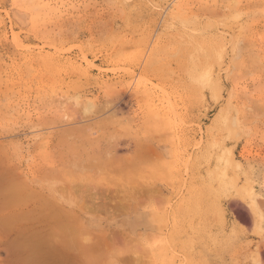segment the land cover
Listing matches in <instances>:
<instances>
[{
  "label": "rangeland",
  "instance_id": "rangeland-1",
  "mask_svg": "<svg viewBox=\"0 0 264 264\" xmlns=\"http://www.w3.org/2000/svg\"><path fill=\"white\" fill-rule=\"evenodd\" d=\"M32 262L264 264V0H0V264Z\"/></svg>",
  "mask_w": 264,
  "mask_h": 264
},
{
  "label": "bare ground",
  "instance_id": "bare-ground-1",
  "mask_svg": "<svg viewBox=\"0 0 264 264\" xmlns=\"http://www.w3.org/2000/svg\"><path fill=\"white\" fill-rule=\"evenodd\" d=\"M94 107H95V106H94ZM95 108H96V107H95ZM90 111H91V110H90ZM104 119H105V118H104ZM105 120H106V119H105ZM113 121H114V120H113ZM105 122H106V121H105ZM111 122H112V121H111ZM114 122H115V121H114ZM96 124H97V123H96ZM98 124H99V123H98ZM98 124H97V125H98ZM107 125H108V124H106V123L102 124L103 127H105V126L107 127ZM88 126H90V124H89ZM102 126H101V127H102ZM112 126H113V125H112ZM118 126H119V125H118ZM92 127H93V126H92ZM88 128H89V127H88ZM107 128H108V127H107ZM109 128H110V127H109ZM109 128H108V129H109ZM113 128H114V127H113ZM85 130H86V129H85ZM85 130H84V132H85ZM94 130H95V129H94ZM115 130H117V129H115ZM104 131H105V130H104ZM124 131H125V130H124ZM106 132H107V131H106ZM99 136H100V135H99ZM72 137H73V136H72ZM86 137H87V136H86ZM129 137H130V136H129ZM69 149H70V148H69ZM73 150H74V149H73ZM139 152H140V151H139ZM70 154H71V153H70ZM86 155H87V154H86ZM84 156H85V155H84ZM87 156H88V155H87ZM109 156H110V155H109ZM106 157H107V156H105V161H104L103 159L100 160V158H98V157H96L97 159L95 158V159H96V163H98L99 166L101 167L100 169H102V170H99V169H98L99 172H100V174H99V175H100V178H99V177L97 178V176H99V175L96 174L97 171H98V170H96V168L94 169V170H96V173H94V175H96V177H95L96 179H94L93 177H91V176L89 175L90 173H89V174L87 173V176H88L87 178H89V177L93 178L92 180H91L90 178H89V179L92 181V184H94V183H95V184H98L99 188H100V185H99V184H101V182H102L103 184L110 182L111 184L108 183V186L113 185V184H112V181L109 180V177H110V176H112V175H116V176L119 177L118 173L115 172L116 170L114 171L115 167L113 166L114 168H113V167H112V168H113V172L116 173V174H114V173L112 172V169H111V165H110V164H113L112 161H113L114 159H112V158H114V157H112V156L107 157V158H106ZM133 157H134V159L132 160V162L130 163V165H129L128 167H127L126 164H125V167H126V168H129V169H126V170H124V172H122V174H124V176H125V178H123V180L125 179V181H126L127 177L130 175L129 172H130V171L132 172V169H134V171H137V169H139V168H142V167L148 168V166H149V162H148V160L144 161L143 156H142V159H143L142 163L139 162V160H138L139 153H138V152H136L135 155H134ZM108 158H109V159H110V158L112 159L111 163H110V161L108 160ZM87 159H88V158H87ZM95 159H94V160H95ZM121 160H122V159H121ZM123 160H124V159H123ZM91 161H92V160H91ZM97 161H98V162H97ZM99 161H100V162H99ZM102 161H104V162H102ZM126 161H127V160H126ZM67 162H68V161H67ZM81 162L84 164V163H85V159H84V162H83V161H81ZM117 162H119V161H117ZM77 163H78V162H77ZM127 163H129V162L127 161ZM70 164H71V162H70ZM79 165H80V164H79ZM94 165H97V164H93V166H94ZM119 165H120V164H119ZM143 165H144V166H143ZM80 166H81V165H80ZM90 166H91V164H90ZM120 166H121V165H120ZM71 167H72V166H71ZM61 168H62V167H61ZM61 168H60V169H61ZM66 168H67V167H66ZM74 168H75V167H74ZM76 168H77V167H76ZM80 168H82V167H80ZM80 168H79V169H80ZM84 168H85V165H84ZM86 168H88V166H87ZM97 168H99V167L97 166ZM103 168L106 169L107 171H108V169H110V170H109V172H110V176H109V177H108V173H109V172L106 173L107 175H105V170H104ZM116 168H117V167H116ZM71 169H72V168H71ZM68 170H69V169H68ZM81 170H83V168H82ZM81 170H80V171H81ZM84 170H85V169H84ZM129 170H130V171H129ZM139 170H140V169H139ZM80 171L78 172V171L76 170V171L73 172V170H72V172H73L74 174L71 173V175L73 174V175L75 176V172L81 173ZM101 171H102V172H101ZM128 171H129V172H128ZM140 171H141V170H140ZM143 171H144V170H143ZM3 172H4V171H3ZM17 172H18V171H17ZM67 172H68V171H67ZM99 172H98V173H99ZM117 172H119V171H117ZM126 172H127V173H126ZM69 173H70V172H68V174L66 173V174H67L66 178L68 177ZM101 173H102L103 175H105L104 177H106V178H103V176H101V175H102ZM141 173H143V172H141ZM141 173L139 172L138 175L140 176ZM13 174H14V173H13ZM111 174H112V175H111ZM119 174L122 176L121 173H119ZM134 174H136V176H138L137 173L134 172ZM134 174H133V172L131 173V175H134ZM144 174H146V173H144ZM11 175H12V173H11ZM11 175H10V176H11ZM71 175H69V177H68L69 179H71V178H70ZM85 175H86V174H85ZM126 175H127V176H126ZM131 175H130V177H132ZM141 175H143V174H141ZM12 176H13V175H12ZM14 176H16V175H14ZM74 176H72V178H73ZM116 176H115V177H116ZM121 176H120V178H121ZM124 176H122V177H124ZM146 176H147V175H146ZM78 177H79V176H78ZM84 177H85V176H84ZM101 177H102V178H101ZM133 177H134V176H133ZM133 177H132V178H133ZM82 178H83V177H82ZM9 179H12V178L9 177ZM59 179H60V178H59ZM74 179H75V177H74ZM76 179H77V178H76ZM85 179H86V178H85ZM112 179H113V177H112ZM136 179H138V178L136 177ZM246 179H247V178H246ZM13 180H14V179H13ZM13 180H12V181H13ZM62 180H63V179H62ZM113 180H114V179H113ZM121 180H122V178H121ZM123 180H122V181H123ZM78 181H79V180H77V182H78ZM114 181H115V180H114ZM125 181H124V182H125ZM131 181H132V180H131ZM131 181H129V182L126 181V182L132 184ZM67 182H68V181H67ZM67 182H65V183H67ZM82 182H83V181H82ZM116 182L119 183L117 180H116ZM126 182H125V183H126ZM10 183H11V182H10ZM11 184H12V183H11ZM90 184H91V182H90ZM95 184H94V186H95ZM119 184H120V183H119ZM130 184H128V185H130ZM15 185H17V182L14 183V187H13V185L10 186V187H13L12 189L14 190V188L16 187ZM18 185H20V186L18 187ZM18 185H17V190H16L17 192H16V191L14 192V193H16V194L13 193L15 196H14L13 194H12V196H10L11 194H9L10 198H9V197H6V200L8 199V201H5V202L7 203L6 206L8 207V205H9V207H10V208H6V209H8V210L11 209V207H13V206H10V205H16L15 200L18 201V202H21V201H24L25 198L29 197L30 195H33V193L27 191L28 189H27L24 185H23L24 187L21 186L22 184H19V183H18ZM67 185H68V186H67L68 188H69V187L71 188V184H70L69 182H68ZM88 185H89V184H88ZM105 185H107V184H105ZM120 185H121V184H120ZM122 185H123V184H122ZM122 185H121V186H122ZM249 185H250V187H251L250 182H249ZM86 186H87V185H86ZM86 186H85V187H86ZM90 186H91V185H90ZM102 186H103V185H101V187H102ZM108 186H106V188H105L106 190H108V188H112V187H108ZM131 186H132V185H131ZM136 186H137V185H136ZM252 186H253V185H252ZM73 187H74V186H73ZM83 187H84V186H83ZM104 187H105V186H104ZM115 187H116V186H115ZM119 187H120V186H119ZM122 187H123V186H122ZM87 188H89V187H87ZM92 188H93V186H92ZM96 188H98V187H96ZM123 188H125V186H124ZM15 189H16V188H15ZM18 189H19V190H18ZM26 189H27V190H26ZM73 189H74V188H73ZM102 189H104V188H102ZM102 189L100 188L101 191H102ZM105 189H104V190H105ZM125 189H126V188H125ZM247 189H248V186H247ZM13 190H11V191L9 190V191L12 192ZM20 190H21V191H20ZM74 190H76V189H74ZM78 190H80V189H78ZM88 190H89V189H88ZM98 190H99V189H98ZM18 191H19V192H18ZM94 191H95V190H94ZM129 191H130V190H129ZM148 191H149V190H146V193H147V194H148ZM88 192H89V191L86 192V195L88 196V198H90V196H91L92 193H94V192L89 193V194H88ZM96 192H97V191H96ZM107 192H108V191H107ZM114 192H115V191H114ZM73 193H75V191H74ZM98 193H99V191H98ZM98 193H97V194H98ZM104 193H105V191H104ZM7 194H8V193H7ZM95 194H96V193H95ZM101 194H103V192H101ZM101 194H100V195H101ZM108 194H109V193H108ZM4 195H5V194H4ZM17 195H18V198H16ZM67 195H68V194H67ZM79 195H80V196H79ZM93 195H94V194H93ZM93 195H92V197H95V195H94V196H93ZM103 195H104V194H103ZM7 196H8V195H7ZM65 196H66V195H65ZM87 196H86V197H87ZM98 196H99V195H98ZM247 196H248V195H247ZM247 196H244V195H243L242 197L245 198V197H247ZM251 196H252V195H251ZM30 197H31V196H30ZM66 197H67V196H66ZM77 197H78L77 200H78L79 197H80V199H79L80 202H78V205H79V206H82V204H83L84 202H83V201L81 202V198H83L84 195H83L82 193H79V194L77 195ZM86 197H84V199H86ZM92 197H91V199H93ZM95 198H96V197H95ZM95 198H94V199H95ZM105 198H106V197H105ZM114 198H115V196H114ZM98 199H99V197H98ZM100 199H101V196H100ZM248 199H249V198H248ZM19 200H20V201H19ZM79 200H78V201H79ZM82 200H83V199H82ZM87 200H88V199H87ZM118 200H119V199H118ZM120 200H121V199H120ZM84 201H85V200H84ZM95 201H96V200H95ZM5 202H3V205L6 204ZM18 202H17V203H18ZM85 202H86V201H85ZM88 202H89V201H88ZM97 202H98V201H97ZM104 202H105V201H104ZM117 202L120 203V204H118V203H116V202L114 201V203H115L114 205H117V207H119V208H117V209H119V210H121V211H124V212H125V211H128V210L130 209V207H128L129 204H127L126 201H117ZM122 202H124V204H123ZM140 202H142V201L140 200ZM158 202H159L158 204L160 205V202H161V201L158 200ZM80 203H81V204H80ZM89 203H90V202H89ZM89 203H87V204H89ZM125 203H126V204H125ZM138 203H139V202H138ZM39 204H40V203H39ZM87 204L85 203V204H83V205H84V206H85V205L87 206ZM97 204H99V203H97ZM233 204H234V203H233ZM40 205H41V204H40ZM43 205H44V204H43ZM90 205H92V204H90ZM118 205H119V206H118ZM134 205L136 206V205H138V204L135 202ZM6 206H5V207H6ZM157 206H158V205H157ZM87 207H89V206H87ZM101 207H102V206H100L99 208H101ZM234 207H235V206H234ZM238 207H239V206H238ZM83 208H84V207H83ZM89 208H90V207H89ZM89 208H88V209H89ZM99 208H98V212H99ZM102 208H104V207H102ZM240 208H241V207H240ZM6 209H4V211H7ZM44 209H45V208H43V210H44ZM49 209H50V212H49V210H48L49 215H50V214L52 215L54 212L52 211V213H51V209H52V208H49ZM79 209H80V208H79ZM90 209H91V208H90ZM94 209H95V207H94ZM96 209H97V208H96ZM117 209H116V211L114 210L116 214H117V212L119 211V210H117ZM55 210H56V209H55ZM55 210H54V211H55ZM84 210L87 211V208L84 209ZM41 211H42V209H41ZM56 211H57V210H56ZM59 211H60V210H58V212H59ZM90 211H91V210H90ZM100 211H101V210H100ZM1 212H2V211H1ZM12 212H13V211H12ZM45 212L48 213L47 210H46ZM45 212H44V213H45ZM60 212H61V211H60ZM103 212H104V211H103ZM103 212H102V213H103ZM108 212H109V211H108ZM124 212H122V213H124ZM26 213H27V212H26ZM46 213H45V214H46ZM55 213H56V212H55ZM55 213H54V214H55ZM93 213H95V212H93ZM104 213H105V212H104ZM17 214H18V213H17ZM17 214H15L16 217H17V216H21L20 214H19V215H17ZM21 214H24V213H21ZM34 214H36V212H35ZM34 214H33V215H34ZM58 214H59V213H57V215H56V214L54 215L55 217H57V219H59V218L61 219V217L65 216V214H63V213H62L63 215H61V213H60L59 216H58ZM100 214H101V213H100ZM105 214L107 215V213H105ZM237 214H238V213H237ZM15 215H13V216L15 217ZM28 215H29V216H30V215L33 216L31 213H29ZM28 215H27V217H28ZM42 215H44V214H42ZM42 215H40V217H41ZM46 215H47V214H46ZM49 215H48V216H49ZM51 215H50L49 217H51ZM60 215H61V217H60ZM238 215H239V214H238ZM23 216H24V215H23ZM107 216H108V215H107ZM239 216H240V215H239ZM24 217H26V216H24ZM52 217H53V216H52ZM55 217H54V218H55ZM58 217H59V218H58ZM108 217H109V216H108ZM9 218H10V217H9ZM11 218H12V217H11ZM22 218H23V217H22ZM36 218H37V217H36ZM36 218H35V219H36ZM68 218H69V220H68ZM26 219H29V217L26 218ZM32 219H34V218L31 217V220H32ZM35 219H34V220H35ZM60 219H59V220H60ZM65 219L68 220V221H70V217H66V216H65ZM244 219H245V218H244ZM8 220H9V219H8ZM31 220L29 219V221H28V220H27V221L25 220V221H26L27 223H28V222L32 223ZM55 220H56V218H55ZM61 220H62V219H61ZM6 221H7V219H6ZM10 221H11V220H10ZM56 221H58V220H56ZM26 222H25V223H26ZM60 222H61V221H60ZM66 222H67V221H66ZM71 222H72V220H71ZM8 223H10V222H8ZM11 223H13V220L11 221ZM11 223H10V224H11ZM34 223H35V222H34ZM65 224H67V225H66V226H62V225H61L62 227L60 226V228H59L60 231H59V229L56 230L57 233L61 232V230H65L64 232H66L67 229H68L71 233L69 234V231H67L68 233H66V234H68V237H65L66 234L63 233V231H62V233H63L65 236L62 234L64 237H63L62 235H60V237H61V239H62L65 243H64L63 241H60V240H59V241H60L61 243H63V245L67 244V245H65V246H66V247L69 246V248H68L69 250H70V248H71L70 246H72V248H73V246H74V249H75V247L77 246L78 249H76V250H79V251L81 250V251L83 252V250H85L84 248H83V250L81 249L82 246L85 247V244L82 242V241H83V237L86 238L85 235H89V236H87L88 239H89L90 234H88L87 232H86L87 234H86L85 232H84V233H85V234H84V233H82L83 231H81L80 229H77V230L74 229V227L71 226V225L69 224V222H68V223H65ZM74 224H75V222H74ZM4 225H5V224H4ZM38 225H39V224H37V226H38ZM63 225H64V224H63ZM6 226L8 227L9 225H6ZM37 226H36V227H37ZM34 227H35V226H34ZM67 227H68V228H67ZM5 228H6V227H5ZM65 228H66V229H65ZM10 229H11V228H10ZM29 229H31V228H29ZM29 229H28V230H29ZM32 229H33V228H32ZM49 229H50V228H49ZM56 229H57V228H56ZM24 230H26V229H24ZM54 230H55V229H54ZM54 230H53V232H54ZM8 231H9V230H8ZM10 231H11V230H10ZM38 231H39V230H37V232H38ZM40 231H41V230H40ZM42 231H43V230H42ZM35 232H36V231L30 233L31 237H33L32 235H34ZM78 232H79V233H78ZM111 232H112V231H111ZM24 233H25V232H24ZM54 233H55V232H54ZM35 234H36V233H35ZM48 234H50V233H48ZM82 234H83V235H82ZM115 234H116V233H115ZM28 235H29V234H28ZM28 235H26V238L28 237ZM81 235H82V236H81ZM91 235H92V234H91ZM18 236H19V235H18ZM18 236H17V238H18ZM34 236H35V235H34ZM42 236H43V234H42L40 237H42ZM49 236H50V235H49ZM107 236H108V235H107ZM107 236H106V237H107ZM111 236H112V235H111ZM24 237H25V236H24ZM24 237H23V238H24ZM36 237L39 238V236H36ZM51 237H52V236H51ZM57 237H59V236H57ZM57 237H56V238H57ZM77 237L81 238V241H80L79 238H78V241H80L81 243H79L78 241H76V240H77ZM94 237H95V236H94ZM104 237H105V236H104ZM37 238H34V239L37 240V241H39ZM47 238H48V235H47ZM64 238H65V239H64ZM91 238H92V237H91ZM97 238L100 239V237H96V239H97ZM27 239H30V237L27 238ZM39 239H40V238H39ZM43 239L45 240L46 237L43 238ZM43 239H42V241H43L42 243L46 242V241H44ZM50 239H52V238H50ZM94 239H95V238H94ZM96 239H95V240H92V239H91V241H89L90 243L88 242V243L86 244V248L88 249V244H91V242H92V244L89 245V246H92L93 249L91 250V247H89V248H90V249L88 250L89 252L87 251V252H88V253H87V252H86L87 249H86V250H85V253H87V254H90V253H91L90 255L93 256V253L97 251V254H99L98 256L100 257L101 254L104 252V251H103V250H104L103 245H104L105 249H108L107 244H108L109 242L104 241L105 238H102V239H101L102 242L100 241V243H99V242H98L99 240L97 239V240H98V241H97ZM103 239H104V240H103ZM21 240H22V238H21ZM54 240H55V239H54ZM54 240H53V242H54ZM106 240H109V239L106 238ZM28 241H29V240H27V242H28ZM84 241H85V240H84ZM87 241H88V240H87ZM93 241H96V242H98L99 244L96 243V242H93ZM117 241H118V239H117ZM154 241H155V240H154ZM20 242L22 243V241H20ZM27 242H26V243H27ZM29 242H31V241H29ZM47 242H48V241H47ZM50 242H51V241H50ZM53 242H52V243H53ZM106 242H107V244H104V243H106ZM115 242H116V241H115ZM21 243H20V244H21ZM33 243H34V242H32V244H33ZM57 243L59 244V242H57ZM76 243H79V244H82V243H83L84 245L82 244V246H80V245H78V244L76 245ZM101 243H102V244H101ZM121 243H122V242H121ZM22 244H24V243H22ZM34 244H35L36 246H37V245H39V246L42 245V244H39V243H34ZM45 244H46V243H45ZM45 244H44V245H45ZM54 244H56V243H54ZM93 244H94V246H96L95 244H97V245H98V248H101V245H102V248H101V249H102V253H99L100 249H97V246H96V247H95V248L97 249V250H96V249L93 247ZM59 245H60V244H59ZM61 245H62V244H61ZM99 245H100V246H99ZM21 246H22V245H21ZM23 246H26V245H23ZM28 246H29V245H28ZM31 246H33V245H31ZM47 246H48V245H47ZM47 246H46V247H47ZM79 246H80V247H79ZM29 247H30V246H29ZM44 247H45V246H44ZM49 247H50V245H49ZM59 247H60V246H59ZM66 247H65V248H66ZM20 248H21V247H20ZM40 248H41V247H39V249H40ZM42 248H43V246H42ZM60 248H61V247H60ZM50 249H52V248H50ZM50 249H49V250H50ZM63 249H64V248H63ZM94 249H95L96 251H94ZM64 250H65V249H64ZM69 250H67V251L70 252ZM72 250H73V249H72ZM90 250H91V252H90ZM98 250H99V251H98ZM123 250H124V249H123ZM47 251H48V250H47ZM53 251H54V250H53ZM73 251H74V250H73ZM81 251H80V253H81ZM93 251H94V252H93ZM106 251H107V250H106ZM106 251L104 252L103 256L105 255V253L108 254V256H109V253H107L109 250H108L107 252H106ZM48 252H49V251H48ZM76 252H78V251H76ZM76 252H75V253H76ZM92 252H93V253H92ZM100 252H101V251H100ZM109 252H110V251H109ZM121 252H124V251H121ZM24 253H25V252H24ZM72 253H74V252H72ZM75 253H74V254H75ZM80 253H78V255H77L76 257L79 258V254H80ZM85 253H83V255H84L83 257H84L85 259L88 258V256L91 257L90 255H88V256L86 257V254H85ZM53 254H54V253H52V255H53ZM111 254H113V253H111ZM56 255H57V254H56ZM81 255H82V254H80V256H81ZM123 255H124V254H123ZM66 256H67V255H66ZM113 256H114V255H113ZM95 257H97V256H95ZM95 257H94V258H95ZM99 257H97V258H99ZM106 257H107V256H106ZM110 257H111V255H110ZM110 257H109V258H110ZM116 257H117V256H116ZM72 258H73V256H72ZM81 258H82V257H81ZM81 258H80L79 260H81V261L84 260V259H81ZM94 258L91 257V261L95 263V261H93ZM49 259H50V258H49ZM88 259H90V258H88ZM88 259H86V261H87ZM95 259H96V258H95ZM100 259H101V258H100ZM104 259L106 260V258H104ZM110 259H112V257H111ZM26 260H27V259H26ZM72 260H73V259H72ZM132 260H133V259H132ZM27 261H30V260H27ZM45 261H46V259H45ZM84 261H85V260H84ZM86 261H85V262H86ZM88 261H89L90 263H92L90 260H88ZM88 261H87V262H88ZM96 261H97V259H96ZM46 262H47V261H46ZM46 262H45V263H46ZM87 262H86V263H87ZM99 262H100V260H99ZM32 263H33V262H32ZM45 263H44V264H45ZM132 263H133V262H132ZM33 264H35V263H33ZM82 264H84V262H82Z\"/></svg>",
  "mask_w": 264,
  "mask_h": 264
}]
</instances>
